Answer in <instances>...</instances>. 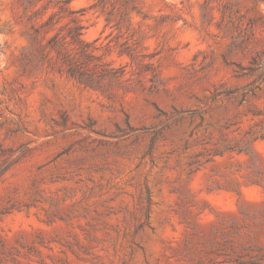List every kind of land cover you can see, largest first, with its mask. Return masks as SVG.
I'll list each match as a JSON object with an SVG mask.
<instances>
[{
    "label": "rangeland",
    "instance_id": "obj_1",
    "mask_svg": "<svg viewBox=\"0 0 264 264\" xmlns=\"http://www.w3.org/2000/svg\"><path fill=\"white\" fill-rule=\"evenodd\" d=\"M0 264H264V0H0Z\"/></svg>",
    "mask_w": 264,
    "mask_h": 264
}]
</instances>
